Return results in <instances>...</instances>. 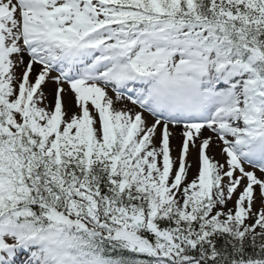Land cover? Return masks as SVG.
I'll return each instance as SVG.
<instances>
[{
	"label": "snow or ice",
	"instance_id": "6c2138e0",
	"mask_svg": "<svg viewBox=\"0 0 264 264\" xmlns=\"http://www.w3.org/2000/svg\"><path fill=\"white\" fill-rule=\"evenodd\" d=\"M0 264H264V0H0Z\"/></svg>",
	"mask_w": 264,
	"mask_h": 264
},
{
	"label": "rangeland",
	"instance_id": "374dc122",
	"mask_svg": "<svg viewBox=\"0 0 264 264\" xmlns=\"http://www.w3.org/2000/svg\"><path fill=\"white\" fill-rule=\"evenodd\" d=\"M16 71L19 73L20 71H22V69H21V68H17ZM50 85H51V84H50ZM51 86H52V87H51V90L49 91V98H50V99L52 98V88H53V85H51ZM178 142H179V139L176 140V141H174V142H173V146L175 147V146L178 144ZM210 154L215 155L217 159H222V157L219 155V149L216 148V147H213V148L211 149ZM191 159H192V161H193V169H192V171L190 172V178H191V176H192V175L194 174V172H195V167H196V165H195V154H193V156H192Z\"/></svg>",
	"mask_w": 264,
	"mask_h": 264
},
{
	"label": "bare ground",
	"instance_id": "6f19581e",
	"mask_svg": "<svg viewBox=\"0 0 264 264\" xmlns=\"http://www.w3.org/2000/svg\"><path fill=\"white\" fill-rule=\"evenodd\" d=\"M51 85L49 84V85H47L46 86V92H48V94H49V91L51 90ZM50 99V98H49ZM175 131H173V133H174V135H173V140H172V143L176 140V134H177V132H179V128H176V129H174Z\"/></svg>",
	"mask_w": 264,
	"mask_h": 264
}]
</instances>
